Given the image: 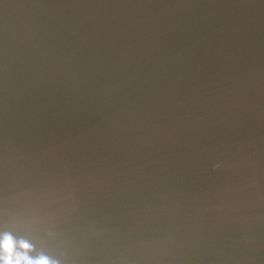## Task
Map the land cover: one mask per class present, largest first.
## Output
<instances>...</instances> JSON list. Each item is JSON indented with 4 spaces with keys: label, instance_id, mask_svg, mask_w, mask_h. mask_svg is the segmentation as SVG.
<instances>
[{
    "label": "water",
    "instance_id": "obj_1",
    "mask_svg": "<svg viewBox=\"0 0 264 264\" xmlns=\"http://www.w3.org/2000/svg\"><path fill=\"white\" fill-rule=\"evenodd\" d=\"M60 264H264V0H0V233Z\"/></svg>",
    "mask_w": 264,
    "mask_h": 264
},
{
    "label": "clouds",
    "instance_id": "obj_2",
    "mask_svg": "<svg viewBox=\"0 0 264 264\" xmlns=\"http://www.w3.org/2000/svg\"><path fill=\"white\" fill-rule=\"evenodd\" d=\"M0 264H60L43 252L35 253L34 246L13 234L0 233Z\"/></svg>",
    "mask_w": 264,
    "mask_h": 264
}]
</instances>
